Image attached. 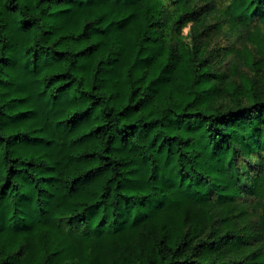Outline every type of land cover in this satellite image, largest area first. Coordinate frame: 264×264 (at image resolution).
<instances>
[{"label": "trees", "instance_id": "trees-1", "mask_svg": "<svg viewBox=\"0 0 264 264\" xmlns=\"http://www.w3.org/2000/svg\"><path fill=\"white\" fill-rule=\"evenodd\" d=\"M0 264H264V0H0Z\"/></svg>", "mask_w": 264, "mask_h": 264}, {"label": "rangeland", "instance_id": "rangeland-1", "mask_svg": "<svg viewBox=\"0 0 264 264\" xmlns=\"http://www.w3.org/2000/svg\"><path fill=\"white\" fill-rule=\"evenodd\" d=\"M189 32H190V25H187L184 29H183V34L184 36H186V39L189 40ZM225 39L222 36H218L214 38V41L212 42V45L215 43L218 44H225Z\"/></svg>", "mask_w": 264, "mask_h": 264}]
</instances>
